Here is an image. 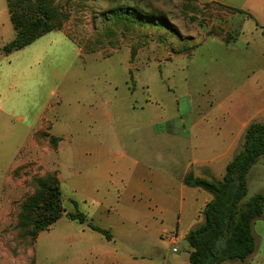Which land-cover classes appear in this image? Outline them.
Masks as SVG:
<instances>
[{"label":"rangeland","instance_id":"obj_1","mask_svg":"<svg viewBox=\"0 0 264 264\" xmlns=\"http://www.w3.org/2000/svg\"><path fill=\"white\" fill-rule=\"evenodd\" d=\"M50 1L60 14L58 33L4 56L2 48L15 31L8 0H0V264H105L106 260L82 256L92 245L124 257L138 256L135 262L124 258L122 264H169L173 257L189 264L188 245L182 238L187 223L181 221L178 230L175 219L163 225L146 223L147 203L138 195L121 204L119 226L134 234L129 244L106 240L64 216L35 238L29 234L31 227L21 228L22 205L37 190V179L57 177L53 153L60 139L49 141L50 119L59 120L54 132L66 131L76 123L73 117L89 110L94 99L107 100L115 94L112 102L121 111L107 136L115 134L116 154L122 151L127 163L138 159L151 170L179 173L188 153L179 156L172 148L148 143L150 138L142 136L145 123L175 113L185 117L190 111L192 117L201 112L208 119L203 128L231 116L244 119L243 125L264 120V98L256 96L264 89V37L253 24L244 23L243 15L199 0ZM127 7L140 14L141 22L114 17L119 8ZM60 33L65 37L61 41H48ZM131 106L136 110H128ZM32 141L35 146L29 147ZM261 171L257 163L249 172L244 201L262 187ZM61 192L66 213L79 211L93 225L102 226V219L95 216L100 203L89 202L81 179L62 177ZM183 198L184 209L198 204L188 191ZM102 204L107 205L108 199ZM155 230L166 232L164 240L177 235L175 245L166 240L160 246V257L150 256L149 245L159 238ZM81 232L92 244L83 242ZM70 236L82 241L67 245ZM140 237L147 245L135 243Z\"/></svg>","mask_w":264,"mask_h":264},{"label":"crops","instance_id":"obj_2","mask_svg":"<svg viewBox=\"0 0 264 264\" xmlns=\"http://www.w3.org/2000/svg\"><path fill=\"white\" fill-rule=\"evenodd\" d=\"M199 1L201 3H216L244 11L251 17L250 19L247 18L244 23L250 22L253 24L254 31L264 37V0ZM60 34L61 36L57 35L56 38L50 37L48 41L51 43L61 41V37H65L62 33ZM2 73L3 70L0 69V74ZM256 96L264 98V89ZM115 99V94L107 100H102L100 97L94 99L89 104L91 105L89 110L80 112L73 117L72 120L76 123L72 127H67V132L64 130H59V133L54 132L59 120L57 118L50 119L51 128L49 133L52 137L60 139L53 153L55 171L60 185L64 176L67 179H81L89 202L97 206L100 203L99 207L96 208L95 216L102 219L103 224L99 228L109 231L111 235L109 241H122L124 244L131 242L134 234L128 231L127 227L121 228L119 221H121L120 218L123 215L122 202H126L130 197L133 199L135 195L143 197L147 203L143 207V211L146 212V223L153 222L155 224V222H159L163 225V223L169 224L176 220L178 230L179 223L185 221L187 226L182 237L185 240L188 231L201 223V211L209 202L210 194L202 193L198 188L184 186L182 183L184 175L192 172L195 177L205 179L212 177L220 180L225 173L226 165L237 152L244 130L249 123L243 125L244 119L240 120L236 119L235 116H231L227 119H221L222 123L216 124L213 126L214 128L209 127L211 123L203 128L204 121L208 119L201 112L197 113L199 116L192 117L191 111L185 117L175 113L157 122L154 119L150 120V122L145 123L143 130L147 131L142 135L144 138H150V140H147L148 143H157L167 150L172 148L178 152L179 156H186V153L189 155L182 171L175 174L165 173V171L151 170L146 165L141 164L138 159L133 160L131 163L124 162L125 154L122 151L118 155L116 154L115 134H112L114 135L112 138L107 136L108 128L114 127L115 119L119 118V109L121 111L120 105H115L112 102ZM143 109L144 107H141V110ZM128 110L134 111L136 108L131 106ZM45 116V113L43 116H39L41 121ZM20 119L23 120V117ZM210 119L216 121L218 118L211 117ZM172 130H174L173 133ZM81 131H83L82 136ZM91 131H93V135H90ZM208 131L212 133H207ZM85 134L87 135L85 136ZM172 138L178 141H172ZM31 146H35L33 141L29 147ZM183 158L185 159V157ZM159 159L160 157H156V160ZM179 159L175 160V164H178ZM161 160L163 161V159ZM257 163L260 164L262 171L259 175L260 180L263 181L262 187L257 193L264 194V155L260 157ZM186 191L190 192L195 201L198 200V204H194L192 208L186 207L184 209L183 197ZM177 195L178 197H176ZM106 199H108V204L104 206L102 202ZM133 207L135 205H132L131 208ZM252 230L256 242L255 252L244 262L231 261L222 264H264V209L262 217L253 222ZM155 231L158 233L159 238L157 243L149 245V249L152 251L150 256L160 257L162 252L160 246L165 244L166 240L167 245H172V241L170 238L162 239L163 234L166 233L165 231ZM81 238L83 242L87 241L88 244H92L90 236L84 235L83 232H81ZM82 239L78 236H70L66 238L65 243L68 245L82 241ZM146 242L145 237L138 238V241L135 240V243L140 246L147 245ZM188 253L189 248L186 253L187 260ZM82 256L106 260L105 264L108 261V264H122L124 258L135 262L138 257L135 253H130L128 257H124L112 249L105 248L103 245L88 247L82 253ZM184 263V261L181 262L179 257H173L169 261V264Z\"/></svg>","mask_w":264,"mask_h":264},{"label":"trees","instance_id":"obj_3","mask_svg":"<svg viewBox=\"0 0 264 264\" xmlns=\"http://www.w3.org/2000/svg\"><path fill=\"white\" fill-rule=\"evenodd\" d=\"M9 21L15 31L11 42L2 52L8 55L29 46L42 36L58 32L61 28L56 8L50 0H8ZM228 8V7H227ZM250 19L242 10L228 8ZM114 15L125 21L141 19L131 8H119ZM141 22V21H140ZM226 43L228 40L226 39ZM55 141V137H49ZM264 155V120L250 122L232 160L226 165L220 180L195 177L192 172L184 175L186 187L198 188L210 194L209 202L201 211L202 221L188 231L185 241L189 248V264H222L244 262L256 248L253 222L263 215L264 194L256 193L244 201L248 192L247 175ZM37 190L22 205L21 228H30V235L48 230L63 216L70 222L84 224L90 230L111 240L109 231L93 225L79 211L66 213L62 207V192L58 178L47 175L37 179Z\"/></svg>","mask_w":264,"mask_h":264},{"label":"built area","instance_id":"obj_4","mask_svg":"<svg viewBox=\"0 0 264 264\" xmlns=\"http://www.w3.org/2000/svg\"><path fill=\"white\" fill-rule=\"evenodd\" d=\"M169 238L171 239L172 241V245H175L176 244V239H177V236L174 234V235H170ZM173 251H176V248H173Z\"/></svg>","mask_w":264,"mask_h":264}]
</instances>
